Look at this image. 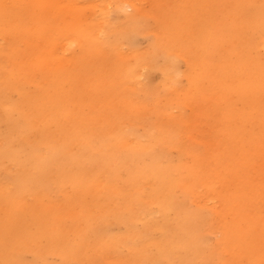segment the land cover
Returning a JSON list of instances; mask_svg holds the SVG:
<instances>
[{
	"label": "bare ground",
	"instance_id": "bare-ground-1",
	"mask_svg": "<svg viewBox=\"0 0 264 264\" xmlns=\"http://www.w3.org/2000/svg\"><path fill=\"white\" fill-rule=\"evenodd\" d=\"M77 1L0 0V247L14 264H25L28 252L41 261L58 255L69 264L87 251L118 254L122 248L129 257L118 255V264H264V59L250 40L245 47L238 43L239 24H250L244 1L252 7L253 0H235V8L222 0L223 16L232 21L210 18L209 34L197 2H172L177 14L166 11L158 22L164 55L145 58L128 72L129 88L142 85L139 70L164 58L166 91L176 88L178 55L187 61L191 86L209 84L220 95L213 102L202 89L214 116L219 113L213 126L223 136L217 147L206 139L211 145L203 149L196 142L195 111L184 120L188 142L180 141L174 123L183 117L167 122L175 116L168 106L172 95H160V87L147 86L146 93L157 96L155 105L131 98L128 90L121 98L124 113L115 119L116 111L106 110L107 119L100 120L105 115L98 114L95 98L88 100L89 113L77 110L80 99L66 88L84 56H68L70 47L80 44L95 64L109 35L118 42V36L143 33L146 16L158 15L168 0H155L154 14L140 0H123L117 5L120 23L94 11L96 0L81 7ZM184 14L198 17L195 47L188 26L176 21ZM251 16L254 28L262 29L260 9ZM176 30L184 33L173 46L169 32ZM113 47L124 56L120 44ZM115 65L121 89L124 76Z\"/></svg>",
	"mask_w": 264,
	"mask_h": 264
},
{
	"label": "rangeland",
	"instance_id": "rangeland-1",
	"mask_svg": "<svg viewBox=\"0 0 264 264\" xmlns=\"http://www.w3.org/2000/svg\"><path fill=\"white\" fill-rule=\"evenodd\" d=\"M87 0H78L76 3H78V7H81L85 5ZM95 7L93 8L94 11L100 12V10H104L108 12L113 19H116L118 23L122 22L123 20V14L117 9V5L120 4L123 0H96ZM138 1V0H135ZM186 2L188 0H168L163 1L160 5V13L154 14L156 5L155 0H140L138 2V5L142 7L145 11L150 12L154 14L146 16L148 20L147 29L139 34L136 33L135 35H132L131 37L128 36H121L117 37L118 42H115L114 35H109L103 44L104 48V55L97 60L95 64H91L90 57L88 54H83L82 48H80V44H73L69 51L67 52L68 56H71L73 54H79L83 55L84 57L80 58V65L76 66L72 73L68 74V83L66 91L68 93L73 92L72 94L76 97V100H78V111H84L85 113H89V106H88V100L94 99V106L98 109V114L103 117L105 115V111H116L114 112V119L117 115L124 113L125 107L123 106L124 103L122 102V95L126 94L128 95V90H130L131 98L144 100L145 102H148L150 105H155L157 103V96L155 94H148L146 93L147 86H154V87H160L161 90L159 92H162L160 95H172L170 99L168 100V106L173 109V112L175 114L174 117H169L168 123H172L175 121L176 116L183 117V121L176 125L174 128L178 129L179 133L177 134L178 139L184 142H188V137L186 135V120L187 118L190 119L193 117L194 112L196 113L195 117L197 120H199L198 128L199 132H196V142L197 146L201 149H203L206 146V139L213 138L214 140V147H217L223 142V136H219L216 132V127L218 125V119H219V113L214 116L213 114V107L207 106L208 104V95L212 98V101H219V96L216 91L212 89V87L209 84H203L199 88L192 87L190 84V81L188 79V74L190 72V66L187 63L186 60H184L183 57L178 55L176 60H178V82L176 85V88L173 86L167 87L166 91L163 89V74L160 70L161 66L164 65V58H159L155 63H152L147 68H143L139 70V74L141 75V81L142 85H135L133 88H129L128 85L130 84V81H128V72L129 70L137 71L139 68V62L141 60H144L145 58H151L152 56H163L164 50H160L161 46H159L160 38L162 36V33H164V30L159 28V20L160 18H163V15H167L166 11H170V16H175L177 14L176 7L172 5V2ZM197 6L196 9L200 10V7L203 9L202 19L205 21L206 30L210 29L211 20L209 22L210 18H214L215 22L217 24H223L226 23V25L231 23V18L228 16H223L224 8L221 6L222 0H194ZM227 2H232L233 8H235V0H227ZM249 3H246L244 1L243 6V12L248 13L250 16V21L248 23L241 22L238 26V43L241 44L242 47L247 46V41L250 40L252 42V45L255 44V53L259 54L262 59H264V50L258 49V46L260 44H264V27L262 29L254 28V24L256 22L255 18L251 16V13L253 10L260 9L261 14L264 15V0H253L251 3L255 4L252 7H249ZM128 13H131L133 10L130 7H127L125 9ZM200 12V11H199ZM148 14V13H147ZM208 14V15H207ZM210 14L211 17L209 16ZM248 16V17H249ZM52 17V16H50ZM182 19V21H180ZM180 23H184L185 26H188L186 30V35L189 36V42L194 43V47L197 42H194L197 40V30L198 26H195V21H198V17H196L195 14H192L190 16H187L184 14V16H178L177 20ZM172 24L175 23V19L172 20ZM125 30L122 27V31ZM214 29L211 28L210 31H213ZM200 32V31H199ZM179 33H184V31H170L169 36L172 38L171 44L179 45V39L177 38ZM209 34V32H208ZM190 36L192 38V41L190 40ZM196 36V37H195ZM175 37V39H174ZM163 38V37H162ZM248 38V39H246ZM195 39V40H194ZM225 41L223 44L226 46L229 44V41L224 38ZM194 40V41H193ZM1 41V40H0ZM120 44V49L123 51L124 56L121 57L120 55L114 54V45ZM185 47H188L187 43L185 42ZM182 51L183 54L189 55L187 51L183 50L180 47H176ZM161 49H165L162 47ZM197 52V51H196ZM179 53V52H178ZM192 53V52H191ZM153 54V55H152ZM23 62V60H21ZM152 62V61H151ZM115 64L119 66V71L122 72V75L124 76V83L122 84V88H119L118 80L116 76L114 75V68ZM192 64V63H191ZM197 64V63H196ZM199 69L201 66H197ZM198 69V71H199ZM197 71V72H198ZM117 81V85L115 81ZM127 81V82H125ZM170 85V84H169ZM70 86V87H69ZM100 86V87H98ZM118 86V90H117ZM127 87V88H126ZM75 91H73V89ZM206 89V93H209L207 96L203 93L202 89ZM144 89V90H143ZM33 90V89H32ZM179 90L178 93H175V91ZM164 91V92H163ZM63 96V95H62ZM264 98V94L262 95ZM173 99V100H171ZM247 100V99H246ZM164 99L160 101L159 104H162ZM240 106H242L241 103H239ZM239 108V105H238ZM131 111V110H130ZM129 111V112H130ZM64 112H62L63 114ZM73 113V112H72ZM60 115V112L57 114L58 117H62ZM155 118V115L153 116ZM64 119V118H63ZM107 119V116L105 115V118H100L101 121H104ZM216 121L215 126H213V123ZM65 120V119H64ZM264 123V122H261ZM247 126V127H246ZM245 129L247 128V131L253 132V127L250 124H246ZM261 126L259 125V128ZM258 126L255 127V132L260 133ZM261 129V128H260ZM141 131V130H140ZM142 132V131H141ZM227 142L230 141V138L226 139ZM225 143V141H224ZM210 146L211 144H207ZM213 148V146H212ZM246 149L249 148V144H246ZM214 149V148H213ZM177 150L173 151L174 155H177ZM120 229L115 226L113 228V234L118 235L120 233ZM215 236L212 235V239H214ZM215 240V239H214ZM46 244V241L42 243V245ZM233 252V251H232ZM87 256L82 257L81 260L71 261L69 264H89V259L91 256L93 257V260L95 264H118L117 256H123L124 258L129 257L127 248L120 249V253L115 254L114 251L109 250L105 253L98 250V252H90L87 251ZM108 253V254H107ZM229 253H225L224 257L229 260ZM106 256H108L106 260ZM24 263L25 264H66L64 259H62L58 255H46V260L41 261L39 259H35L34 255L31 253H25L24 254ZM14 264V260H12V257L7 256L5 254V251L2 247H0V264ZM246 263V262H245Z\"/></svg>",
	"mask_w": 264,
	"mask_h": 264
}]
</instances>
